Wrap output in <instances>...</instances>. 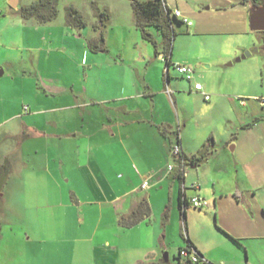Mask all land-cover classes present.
<instances>
[{
	"label": "crops",
	"instance_id": "0c3cea01",
	"mask_svg": "<svg viewBox=\"0 0 264 264\" xmlns=\"http://www.w3.org/2000/svg\"><path fill=\"white\" fill-rule=\"evenodd\" d=\"M164 2L170 9H178L184 18L196 14L195 0H183V4L180 0ZM204 4H208L205 7L208 13L202 19L203 23L191 24L193 34L214 32L236 36L230 53L233 57L241 52L239 48H252L242 43L238 36L254 31L249 27L251 11L263 3L255 0H205ZM11 7L12 14L20 17L18 7ZM19 19L23 31L22 45L32 53L36 52L32 60L38 68L27 72L30 76L27 85L33 99L29 98L28 104L24 105L27 109L14 106L12 101L5 104L0 100V111L15 108L13 117L9 118H17L23 129L33 130L32 135L40 136L47 145L55 147L57 154L51 157L48 151L44 152L48 158L40 168L26 166L19 170L11 163V172L0 190V199H4L2 191L11 187L12 182L20 191H24L27 183L34 184L38 190L36 199L28 198L27 201L41 205L43 223L34 227L36 231L32 230V237H23V240L32 248L36 246L55 252L41 255L42 264H188V260L177 258L178 252L171 259L167 251L168 230L178 219L182 220L184 236L202 257L193 264H264V199H257L255 193L245 198L238 189L231 196L223 192L201 160L189 166L198 169L195 172L188 168L184 181L186 184L188 179L191 183L200 177L203 183L198 181L199 189H186L185 195L190 197L187 190H192L194 195L210 200L211 205L208 202L205 207L208 213L201 214L196 210L193 213L190 210L193 207L185 205L181 197L183 219L179 207L181 179L173 173L158 175V168L168 162L170 147L177 134L182 152L188 157L197 155L200 147L209 140L212 144L216 142L211 133L202 145L192 147L183 142L180 134L187 126L186 119L182 118L181 128L179 115L176 120L163 116L162 101L172 103L175 110L177 106L183 108L184 94L208 101L203 98V92L208 93L201 82L202 90L194 89L195 82H199L195 73L187 80L188 87L172 90L169 84L178 73L174 64L179 63L172 61V53L167 66L164 57V63L157 60L161 55L160 48L157 54L153 49L154 56H151L148 50H139L136 42L128 54L120 49L111 52L109 46L106 52L91 51L89 43L96 40L97 34L83 36L81 32L87 33V22L85 27L74 29L66 26L63 20L64 26L57 30L54 20L37 24L33 19ZM96 23L94 21L92 26ZM131 24L132 20L128 29L133 26L137 29ZM155 38L157 42L161 41L157 33ZM72 43L78 45H75V53L70 46ZM67 47H70L67 52L70 56L75 54L72 62L62 52ZM8 60L4 64L14 65L20 61ZM62 60H68L73 71L62 69ZM43 64L47 68L56 67V70H44ZM171 69L176 74H172ZM0 70L5 76L1 62ZM32 76L36 77V82ZM19 78L23 79L21 86L26 88L24 75L16 71L7 77L8 85H17ZM35 84L39 88L37 91ZM224 97L233 99L229 101L236 105L235 98L224 94L216 93L214 98ZM57 110L59 117L57 114L46 118L48 111ZM70 125L73 126L68 127ZM48 126L58 128L48 129ZM230 140L231 137L226 142ZM51 162L54 163L52 167ZM16 179L20 183L18 187ZM145 179L149 182L147 189L141 187ZM257 182L253 184L264 196V188ZM174 186L176 204L173 203ZM141 200L147 202L149 215L135 225L123 226L120 219ZM212 218L215 228L211 225ZM186 246L185 240V245L178 250Z\"/></svg>",
	"mask_w": 264,
	"mask_h": 264
},
{
	"label": "rangeland",
	"instance_id": "374dc122",
	"mask_svg": "<svg viewBox=\"0 0 264 264\" xmlns=\"http://www.w3.org/2000/svg\"><path fill=\"white\" fill-rule=\"evenodd\" d=\"M31 1L11 0L14 5L13 8H19ZM204 1L195 0V3H193L196 14L189 15L187 18L191 24L203 23L202 19L208 13L205 10L208 4H204ZM256 1L264 4V0ZM180 2L184 3L183 0H180ZM93 3L100 10L107 8L110 13V18L102 29L106 33L105 46H109L111 52H117L120 49L122 53L128 54L136 42L137 48L140 47L139 50H148L151 56H154L152 44L143 39L134 26L132 29L127 28L131 20L132 24L135 25L129 0H59L58 15L54 19L53 25L57 30L64 26L65 6L72 5L80 10L88 23L86 26L87 33L86 31L85 33L81 32L83 36L85 34L89 36L98 34L95 24L92 26L94 21L98 23L92 6ZM11 9L10 0H0V18L2 22L0 24V32L2 33L0 35V62L3 63L6 73L5 76H0V100H4L5 104L12 101L14 106L20 105L25 109L27 106L24 105L28 104V99H33L31 88L27 85V79L30 77L27 74L36 70L38 66L32 60L33 54L36 55V52L32 53L25 45H22L21 20L20 17L17 16L16 18L12 14ZM173 25L176 33L172 41V61L191 66L195 70V77L204 85L211 98L204 101L184 94L182 97L183 108L180 109L177 106L176 110L172 103L167 104L162 101V112L165 113L163 116L170 119L175 118L176 120L177 115H179L181 128H183V119H186L187 126L183 128L180 134H182L183 142L192 147H199L203 141H207L209 134H214L216 142L212 144V141L209 140V143L207 142L200 147L197 155L203 153L202 166H207L208 174L213 177L215 184L217 183L223 189V192H228L231 196V193L238 189L245 198L255 193L257 199H264V196H261L262 191H258L257 186L253 184V182L258 181L257 183L260 182L261 187L264 188V105H261L258 100V98L264 96V31H249L248 34L238 36V38L241 37L240 41L242 43H247L251 45L249 47H252L239 48L241 52L238 56L245 50L252 51L254 48L258 50L251 53L250 56L236 61L235 58L238 56L233 57L230 54L236 36L221 35L214 32L213 34H193L191 25L186 26L184 23H177L176 21H173ZM155 32L157 33V31ZM159 38L161 39L160 35ZM75 45L78 47L77 43L70 44L73 51ZM69 50L70 47L67 50L62 49V52L68 55L70 62H72L75 59L73 56L75 51L71 54L72 58L67 53ZM163 57L162 54L158 55L157 60L164 63ZM8 59L12 61L19 59L20 61L15 62L14 65L4 64L5 61H9ZM67 61L62 60L63 65L61 68L66 71H73V66H70ZM229 62H231L230 65H228ZM42 67L50 72L56 70V67L47 68V65L44 64ZM77 68L80 69L79 66ZM13 71L24 75L26 88L21 86L20 81L23 80L20 79L21 77L18 79L17 85H8L7 77L9 74L11 76ZM170 72L176 74L173 69ZM178 75L179 73L171 79L169 87L172 90L177 89L179 91L181 87H188L189 82L187 79L180 78V75ZM31 78L36 79L33 76ZM34 87L36 91L39 89L36 84ZM216 93L224 94L228 98H235L237 100L236 105L230 103L233 99L225 97L215 99ZM15 111V108L0 111V162L7 158L19 170H24L26 166L40 168L48 158L45 157L46 153L44 154V152L48 151L52 157V155L57 154V149L52 145H47L44 139H40V136L32 135L34 132L30 128L23 129L18 124L17 118L11 120L9 117H13ZM70 112L69 110L68 113ZM46 114L48 119L57 114L58 117L60 116L58 110L55 112L48 111ZM71 126L73 125L68 127ZM56 128L55 126H48V129ZM230 137L231 140L226 142ZM208 144H210V149L213 151L212 154H210ZM166 161L168 162L160 161L163 162L162 166L158 168V175L160 176L166 174L169 163L174 164L171 155H168ZM53 165L54 163L51 162V167ZM197 169L198 167H189V170L195 172ZM195 179L201 184L203 183L200 177ZM188 181L187 179V185L189 184ZM16 184L17 187L20 185L18 179H16ZM176 186L178 187V183H176ZM163 187L166 188L167 185H163ZM24 188V191H20L19 188L14 187L12 182L11 187L2 191L5 196L3 200L0 199V264H42L41 255L55 253L53 250L46 248L36 246V248H32L23 240V237L26 239L31 236L32 230L36 231L34 229L36 225L40 226L43 223L41 205L37 202L32 203L33 201H31V203H28L27 201L28 198L36 199L35 195H37L38 190L34 188V184L29 183ZM172 194L173 203L176 204L175 186L172 188ZM194 194V191L187 190V196ZM208 202L211 205L210 200ZM190 210L193 213V210L201 214L208 213L207 208H192ZM211 225L215 228L213 218ZM186 229L188 232V227ZM168 233L167 245L169 247L167 251L173 259L174 255H177L178 248L185 245L182 220L178 219V222H173V226L169 228ZM46 262L49 263L50 261L46 260Z\"/></svg>",
	"mask_w": 264,
	"mask_h": 264
},
{
	"label": "trees",
	"instance_id": "16d2710c",
	"mask_svg": "<svg viewBox=\"0 0 264 264\" xmlns=\"http://www.w3.org/2000/svg\"><path fill=\"white\" fill-rule=\"evenodd\" d=\"M163 0H129L134 15V23L139 31L141 37L149 41L154 49V52L164 55L167 65H170L169 57L171 56L172 41L175 36V28L173 21L177 23H184L182 19L176 17L171 13L170 9H166L163 5ZM256 1V0H255ZM59 0H32L30 3L21 5L17 13L24 19H33L37 24H46L53 21L58 15ZM94 14L98 19L95 28L98 30L97 38L94 42L89 43L91 51H107L105 46V34L103 26L109 20L110 15L107 8L100 10L93 3ZM64 23L66 26L74 29H79L87 25L82 13L79 9L72 5L65 6ZM160 35L161 41L157 42L155 38V31ZM178 135V134H177ZM173 144V143H172ZM171 148V147H170ZM186 156V155H185ZM191 165H196L203 158V153L199 155L186 156ZM11 163L7 158L0 162V190L6 183V180L11 172ZM182 192L179 194V207L182 210V217L185 218L183 210V201L181 200ZM150 208L145 200H141L136 207L127 215L120 219L123 226L130 227L135 225L144 216H148ZM187 241V248H194L189 238L185 237ZM198 253V252H197ZM200 256V254L198 253ZM178 259H180L177 256ZM188 264H193L190 260Z\"/></svg>",
	"mask_w": 264,
	"mask_h": 264
},
{
	"label": "built area",
	"instance_id": "2783aa9c",
	"mask_svg": "<svg viewBox=\"0 0 264 264\" xmlns=\"http://www.w3.org/2000/svg\"><path fill=\"white\" fill-rule=\"evenodd\" d=\"M162 2H163L164 7L167 9L168 7H167L166 3L164 2V0ZM168 9H170V8H168ZM170 10H171V13L173 15L182 19L188 26L191 25V22L187 18H184L178 9H170ZM174 67L178 71V73L181 74L187 80H190L195 73V70L187 64L175 63ZM194 89L195 90H202V84L200 82H195ZM167 91L169 92V90H167ZM203 98L205 100H209L210 96H209V94H206L203 92ZM258 100H259V103L261 105H264V96L258 98ZM25 109H27V107H25ZM170 155L173 157L174 164L169 163L167 165L166 175L173 173L174 175H176L178 178L181 179V181H182V184H181L182 199H183L185 205H189L193 208H199V209L207 207L208 200H206L205 198H203L199 195H193L190 197H186V195H185L186 189H199L200 184L198 181H193V182L189 183L188 185L185 184L184 179H185L187 170H188L189 166H191V164L189 163L185 154L182 152L180 142H179V135L176 136V140L171 145ZM141 187L143 189H147L149 187V182L147 179H145L142 182ZM178 257L180 259L190 260L192 263H198L199 261L202 260V257L198 255V253L196 252V250L194 248H187V247L180 248L178 250Z\"/></svg>",
	"mask_w": 264,
	"mask_h": 264
},
{
	"label": "water",
	"instance_id": "95a60500",
	"mask_svg": "<svg viewBox=\"0 0 264 264\" xmlns=\"http://www.w3.org/2000/svg\"><path fill=\"white\" fill-rule=\"evenodd\" d=\"M10 4L11 6H14L11 0H10ZM249 27L251 30H254V31H264V5L256 6L255 8L252 9L251 15L249 18ZM257 50H258L257 48H254L252 51L245 50L238 57H236L235 60L239 61L240 59L246 56H250L251 53L256 52ZM230 64L231 62L228 63V65ZM2 72L3 71L0 70V75H2Z\"/></svg>",
	"mask_w": 264,
	"mask_h": 264
}]
</instances>
